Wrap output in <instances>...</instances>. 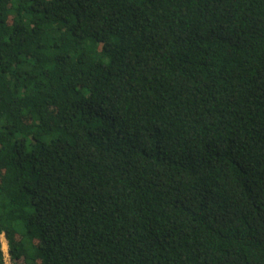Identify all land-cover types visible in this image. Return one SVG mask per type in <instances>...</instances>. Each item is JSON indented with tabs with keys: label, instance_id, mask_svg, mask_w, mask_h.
Returning a JSON list of instances; mask_svg holds the SVG:
<instances>
[{
	"label": "trees",
	"instance_id": "obj_1",
	"mask_svg": "<svg viewBox=\"0 0 264 264\" xmlns=\"http://www.w3.org/2000/svg\"><path fill=\"white\" fill-rule=\"evenodd\" d=\"M264 264V0H0V264Z\"/></svg>",
	"mask_w": 264,
	"mask_h": 264
},
{
	"label": "rangeland",
	"instance_id": "obj_2",
	"mask_svg": "<svg viewBox=\"0 0 264 264\" xmlns=\"http://www.w3.org/2000/svg\"><path fill=\"white\" fill-rule=\"evenodd\" d=\"M1 243H2V250L4 254V259L6 264H10L9 256H8V248H7V241L4 236L1 237Z\"/></svg>",
	"mask_w": 264,
	"mask_h": 264
}]
</instances>
